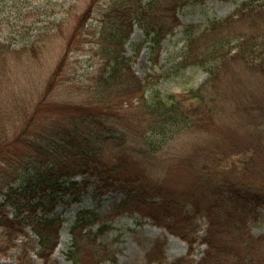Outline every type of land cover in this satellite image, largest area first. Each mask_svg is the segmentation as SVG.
<instances>
[{
  "label": "trees",
  "instance_id": "16d2710c",
  "mask_svg": "<svg viewBox=\"0 0 264 264\" xmlns=\"http://www.w3.org/2000/svg\"><path fill=\"white\" fill-rule=\"evenodd\" d=\"M205 1L106 0V7L101 9L99 7L101 0H93L79 17L70 37V46H67L60 62L46 79L42 87L43 92L36 100L37 103L33 104L32 116L29 108L23 106L22 113L19 111L22 124L18 125V121L15 122L17 124L12 130L5 127L1 117L2 113L9 114L10 111L1 108L6 106L8 100L5 99V91L0 93V157L10 146L20 145L33 152L34 158L33 179L27 178L19 188L9 184L7 192H4L5 199L0 203V226L9 230V249L19 238L18 236L26 235L27 228H30L38 238L39 257L45 264H58L56 260H52V256L60 243L65 218L62 214L56 213V210L65 196H73L74 200L80 199L81 185L85 186L87 176L95 177L107 192L117 186L127 188L128 195L125 198L127 203L135 197L133 193L136 192L137 198L142 199L137 206L144 203L148 208L150 207L148 200L155 201L161 197L162 201L158 205L162 207L165 215H160L156 211V214L151 212V217L160 226L163 225L173 233L181 235L184 240L194 243L178 222L168 221L175 214L172 208L176 207L175 203L179 205V202L165 187L166 184L158 179L152 183L150 174L146 170L141 169L140 172L133 173L128 168L132 165H144L155 159L159 150L155 144L160 141L159 139H171L183 133L204 131L209 127L202 125V121L208 116L207 112L205 117L202 116V112L199 113L201 117H197L196 114L192 116L187 111L185 100L196 101L191 107L200 106L206 109L205 111L218 107L220 102L222 106L228 96L223 93L226 88L221 78L237 57L242 59L246 72L250 75L264 74V62L256 63L251 55L256 52V45L264 46V25L256 21V17L264 21V4L258 5L259 0H245L231 16L211 20L202 32L189 38L186 57L179 64L176 63V67L198 66L203 68L209 77L197 88L188 90L185 99H181L176 94L164 95L161 91L153 90L154 76L152 79L150 77L141 79L133 69L135 57L126 54V43L138 27L143 30L147 41L151 43L153 55L159 57L163 41L182 25L178 15L179 10L188 4ZM71 5L63 6V10L68 14H71ZM95 16H99L98 22L102 21L104 24H101L102 29L98 31L106 42L105 45L102 44L101 50L104 61L97 72L89 78L85 86L84 100L51 108L48 99L59 85V78L64 73V69L69 65V54L73 50V44L77 38L87 33L89 22ZM240 19H249L251 25H254L251 27L252 32L240 35L235 31V23ZM98 22L89 26V30L97 27ZM59 27L61 25L53 22L47 31L35 37L30 46L24 45L14 49L12 43L0 42V89L9 79V59H13L15 54L19 66L21 65L23 69L26 68L24 64L30 66L33 59L39 60L42 57L48 46L46 41L55 36V31ZM259 31L261 32L257 34ZM51 33L53 34L50 39L45 38L44 34ZM238 43H240L239 49L236 48ZM247 47L250 52L247 51ZM246 84L244 82L240 86L242 93H247ZM212 85L217 87V94L209 97L208 93ZM150 91L151 94L146 96ZM134 100L137 104H134ZM131 103H133L131 109H135L133 112L143 115V123L138 124L142 128L136 127L137 130L120 126L121 112ZM238 108L247 110L248 114L249 111L254 112L252 127L261 135L262 143L257 139L254 141L257 146L254 147L253 144H249L250 142L239 144L223 140L216 146L212 144L213 147L204 146L207 147L206 153L202 150L203 147L195 150L196 153L198 151L204 153L205 163L198 170L197 183L186 197L188 195V199L196 205L203 197L211 204V207L210 205L208 207L210 217L214 215L213 211L216 207L221 206L223 191L219 190L221 189L219 183L223 185L224 192L231 194V198L243 201L244 206H235L234 216L240 214L237 211L246 207L247 201L264 199L253 195L252 191L245 188L251 186L248 179H232L226 173V170L237 173L239 168L243 170V166L246 172L250 171L253 160L259 158L257 154L249 155L251 150L255 148L257 151L262 147L264 151V146L261 145L264 143V104L259 102L253 108L251 106L242 108L238 105ZM31 124L33 140H30L29 136ZM23 125L25 127L21 129ZM159 134L161 137H157ZM245 149L248 152H245ZM186 154H178L176 160L192 165L193 160ZM235 156H239V162L229 163ZM197 161L196 159L194 162ZM77 176L86 177L81 182L75 179ZM8 206L15 210L13 218L7 216L5 209ZM198 209L201 211L200 207ZM177 212L181 213V208ZM216 214V218L220 219V214ZM97 216L90 210H78L75 221L70 225L71 248L67 258L74 264H81V255L86 247L97 243L95 238L97 234L94 235L91 230L94 228ZM185 217L184 214L179 221L185 219L191 222V219L187 220L188 216ZM218 223L220 222L216 219L215 226ZM214 236H220L217 229L203 240L208 250L198 264L263 263L261 257L255 256L252 252L242 253L240 249L243 248L236 247L233 243L227 241L223 244L216 243ZM95 246L97 251L99 246L96 244ZM175 264L194 263L188 258H180Z\"/></svg>",
  "mask_w": 264,
  "mask_h": 264
},
{
  "label": "rangeland",
  "instance_id": "374dc122",
  "mask_svg": "<svg viewBox=\"0 0 264 264\" xmlns=\"http://www.w3.org/2000/svg\"><path fill=\"white\" fill-rule=\"evenodd\" d=\"M92 1L0 0V42H10L14 49L24 45L30 46L35 37L41 32L47 31L53 22L61 25L55 31L56 34L52 39L50 37L53 33L44 34L45 38L50 39L49 42L46 41L48 46L42 57L39 60H37L38 58L33 59L30 66L24 64L25 69L21 65L19 66V63H16L17 55L15 54L13 59H9V79L0 89V93L5 91L4 96L8 100L6 106L1 108L10 111L9 114L2 113L1 116L6 128L12 130L17 121L18 125L22 124L19 111L22 113L23 106L29 108L30 116H32L33 104L37 103L36 100L43 92L42 87L46 83V79L60 62L67 46H70V37L78 19ZM244 2L245 0H206L202 3L184 6L178 12L182 25L176 29L173 35L163 41L159 57L153 55L151 43L147 41L143 30L136 27L130 40L126 43L127 56L135 57L133 64L135 73L143 80L147 77L152 79L154 76L153 90L161 91L164 95L176 94L181 99H185L188 90L197 88L209 77V74L198 66L176 67L186 57V45L189 38L202 32L211 20L228 18ZM258 2V5L264 4V0ZM70 4H72V9L71 14H68L65 12L66 10H63V6L69 7ZM99 7L104 9L106 0H101ZM99 16H101L100 13ZM99 16L90 20L87 33L75 40L73 50L69 54V65L64 69V73L59 78V85L48 99L51 108L64 103L84 100L85 86L88 84L89 78L97 72L104 61L101 50L102 44L105 45L106 42L103 35L101 36L98 32L101 31V24H103L102 21L98 22ZM261 19L256 17V21L264 25V21ZM97 22L99 25L89 30V26L96 25ZM253 26L249 19H240L235 23V31H238L240 35H247L252 32L251 27ZM239 44L236 45L237 49L240 48ZM255 48L256 52L251 54L253 59L256 63L264 62V46L256 45ZM247 51H249V47H247ZM239 58L237 57L231 62L229 70L221 78L226 88L223 93L228 96L222 106H220L222 104L220 102L218 107H212L205 111L206 109L200 106L191 107V104L196 101L185 100L187 111L192 116L196 114L197 117H201L199 113L202 112V116L205 117V112H207L208 116L205 117V121H202V125L209 127L204 131L183 133L171 139L158 138L160 141L155 144L159 147L158 156L144 165H132L128 168L133 173L140 172L141 169L142 171L146 170L150 174L152 183L158 179L166 184L165 187L174 194L175 199L179 202V205L175 203L176 207L172 208L175 214L168 221L178 222L183 227L184 233L189 234L190 240L194 243L191 244L181 235L173 233L163 225L160 226L151 217L152 214H156V211L160 215H165L162 207L158 205L162 201L161 197L155 201L148 200L150 202L148 208L144 203L137 206L142 199L137 198L136 192L133 193L135 197L127 203L125 202L128 195L127 188L117 186L107 192L95 177L77 176L75 179L81 182L86 177V184L85 186L81 185L80 199L74 200L73 196H65L57 207L56 213L62 214L65 223L61 230L60 243L52 260H56L58 264H74L67 258V253L71 248L70 225L75 221L78 210L84 209L98 215L97 221L93 225L94 228L91 229L94 235L97 234L95 237L97 243L86 247L81 255V264H175L180 258H188L194 264H198L208 250V246L203 243V240L213 234L216 229L220 235L214 236L216 243L223 244L224 241H227L236 247L240 246L243 248L240 249L242 253L252 252L255 256L261 257L262 264H264V199L254 202L247 201L246 207L237 211L240 214L234 216L235 206H244L243 201L231 198V194L224 192L223 185L219 183V188H221L219 190L223 191L221 192V206L216 207V210L213 211L214 215L210 217L208 207L209 205L211 207V204L203 197L200 198L197 205L188 199V195L186 197V194L193 190L194 184L197 183L198 170L205 163L204 153L202 151L196 153L195 150L203 147L202 150L206 153L207 147L204 146L213 147L212 144L216 146L223 140L239 144L250 142L249 144H253L254 147L257 146L254 143L257 139L259 143H262L261 135L252 127L254 112L249 111L248 114L247 110L238 108V105L242 108L250 106L253 108L259 102L264 104V74L250 75L246 72L242 59ZM244 82L247 83V93L241 91L240 86ZM216 90L217 87L212 85L208 96H215ZM150 94L151 91L147 92L146 96ZM132 104H129V107H125L121 112L119 121L121 127L137 130L136 127L142 128L138 124L143 123V115L135 114L133 112L135 109H131ZM134 104L137 102L135 101ZM24 127V125L21 126V129ZM30 130V140H33L32 124ZM157 137H161V135L159 134ZM261 145L264 146V143ZM253 149L249 155L257 154L259 158L253 160L250 171L246 172L245 166H243V170L239 168L237 173L231 172V170H226V173L232 179H248L251 186L245 188L252 191L253 195L264 198V151L262 147L257 151L255 148ZM187 152L189 153L186 154ZM245 152L248 150L245 149ZM178 154L189 155L193 160L192 165L177 161ZM238 157L235 156L229 163L239 162ZM196 159L198 161L194 162ZM33 163V152L20 145L10 146L0 157V203L5 199L4 192H7L9 184L14 188H19L27 178L33 179ZM244 194L247 196L246 192ZM13 195L16 196V194ZM198 207L201 208V211ZM180 208L181 213L177 212ZM5 211L10 218L14 217L13 207L8 206ZM216 213L220 214V219L216 218ZM184 214L186 217L188 216L187 220L191 219V222H187L185 219L179 221ZM216 219L220 223L215 226ZM18 237L9 249V230L0 226V264H45L38 255L40 247L38 238L33 234V231L27 228L26 235ZM95 244L99 246L97 251Z\"/></svg>",
  "mask_w": 264,
  "mask_h": 264
}]
</instances>
